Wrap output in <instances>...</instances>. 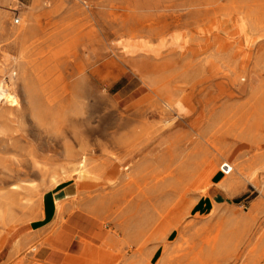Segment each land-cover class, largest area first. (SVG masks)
I'll return each mask as SVG.
<instances>
[{"label": "rangeland", "instance_id": "rangeland-1", "mask_svg": "<svg viewBox=\"0 0 264 264\" xmlns=\"http://www.w3.org/2000/svg\"><path fill=\"white\" fill-rule=\"evenodd\" d=\"M0 90V264H264V0H0Z\"/></svg>", "mask_w": 264, "mask_h": 264}, {"label": "crops", "instance_id": "crops-1", "mask_svg": "<svg viewBox=\"0 0 264 264\" xmlns=\"http://www.w3.org/2000/svg\"><path fill=\"white\" fill-rule=\"evenodd\" d=\"M105 175L89 181L92 184L84 178L78 179L76 188L78 191L87 185L101 188L108 178ZM64 191L63 199L70 197V188ZM68 212L66 209L63 214L66 221L64 230L53 235L52 244L44 246L40 264H95L96 258L105 254L104 242L108 234L102 219L85 209Z\"/></svg>", "mask_w": 264, "mask_h": 264}, {"label": "bare ground", "instance_id": "bare-ground-1", "mask_svg": "<svg viewBox=\"0 0 264 264\" xmlns=\"http://www.w3.org/2000/svg\"><path fill=\"white\" fill-rule=\"evenodd\" d=\"M0 91H1V90H0ZM2 92H3V91H2ZM5 93H7V92H5ZM5 98H6V100H7L9 103H11V104H15V103H17L16 97H15V96H12V94L6 96ZM10 172H13V170H10ZM9 176H10V174H9ZM9 176H5V175L1 176V177H0V184H1V185L6 184L7 181H8V180H7V177H9ZM13 177H15V176H13ZM13 188H17V186H16V185H13Z\"/></svg>", "mask_w": 264, "mask_h": 264}, {"label": "built area", "instance_id": "built-area-1", "mask_svg": "<svg viewBox=\"0 0 264 264\" xmlns=\"http://www.w3.org/2000/svg\"><path fill=\"white\" fill-rule=\"evenodd\" d=\"M16 22L18 23L19 21L16 20Z\"/></svg>", "mask_w": 264, "mask_h": 264}]
</instances>
